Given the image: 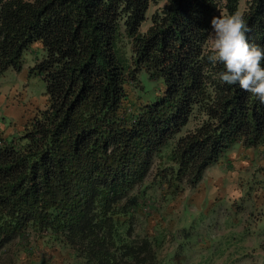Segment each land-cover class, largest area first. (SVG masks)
<instances>
[{"label":"trees","instance_id":"16d2710c","mask_svg":"<svg viewBox=\"0 0 264 264\" xmlns=\"http://www.w3.org/2000/svg\"><path fill=\"white\" fill-rule=\"evenodd\" d=\"M232 13L264 47V0H0V75L35 49L47 96L21 133L0 122V264L31 233L73 264H157L134 227L152 169L175 193L235 143L264 146V103L208 59Z\"/></svg>","mask_w":264,"mask_h":264},{"label":"rangeland","instance_id":"374dc122","mask_svg":"<svg viewBox=\"0 0 264 264\" xmlns=\"http://www.w3.org/2000/svg\"><path fill=\"white\" fill-rule=\"evenodd\" d=\"M155 7L147 10L142 30ZM34 50L23 54L20 70L0 75V122L9 136L21 133L47 103L44 81L31 72ZM155 173L141 184L147 204L137 211L134 227L153 240L157 264H264V146L235 143L194 187L182 181L175 193L156 183ZM24 241L25 248L19 239L11 242L2 262L73 264L72 249L62 243L48 247L32 233Z\"/></svg>","mask_w":264,"mask_h":264},{"label":"clouds","instance_id":"9594fccd","mask_svg":"<svg viewBox=\"0 0 264 264\" xmlns=\"http://www.w3.org/2000/svg\"><path fill=\"white\" fill-rule=\"evenodd\" d=\"M212 64L222 65L220 81L238 84L264 103V47L249 43L247 22L239 13L214 15L210 21Z\"/></svg>","mask_w":264,"mask_h":264}]
</instances>
